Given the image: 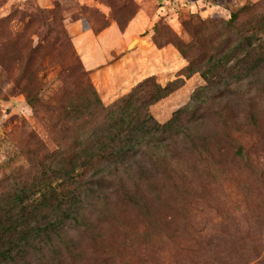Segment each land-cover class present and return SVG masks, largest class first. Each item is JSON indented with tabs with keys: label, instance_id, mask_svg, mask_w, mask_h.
Listing matches in <instances>:
<instances>
[{
	"label": "rangeland",
	"instance_id": "374dc122",
	"mask_svg": "<svg viewBox=\"0 0 264 264\" xmlns=\"http://www.w3.org/2000/svg\"><path fill=\"white\" fill-rule=\"evenodd\" d=\"M146 78L181 81L149 107L189 106L181 132L62 182L82 98ZM77 185L88 225L67 221L50 264H264V0H0V204Z\"/></svg>",
	"mask_w": 264,
	"mask_h": 264
},
{
	"label": "trees",
	"instance_id": "16d2710c",
	"mask_svg": "<svg viewBox=\"0 0 264 264\" xmlns=\"http://www.w3.org/2000/svg\"><path fill=\"white\" fill-rule=\"evenodd\" d=\"M234 17L232 14L230 20ZM180 85L181 81L175 80L162 87L146 78L106 107L91 90L92 95L82 98L76 118L72 120L85 126L86 130L77 137L69 166L57 169L62 182L76 183L80 173L90 169L92 172H117L128 168L137 152L143 148L145 151L152 149L149 144L155 135L173 134L176 137L181 132L179 118L189 106L174 111L165 123L157 122L149 107ZM27 101L32 102L29 96ZM66 110H73L72 104H67ZM80 189L78 185L67 191L46 187L33 200L29 189L20 188L0 204V264H31L32 256L50 264L46 253L51 251L56 255L67 221H73L80 229L88 225V216L82 208L83 199L89 197V192ZM90 194L100 201L98 196ZM124 194L131 198L129 193Z\"/></svg>",
	"mask_w": 264,
	"mask_h": 264
},
{
	"label": "crops",
	"instance_id": "0c3cea01",
	"mask_svg": "<svg viewBox=\"0 0 264 264\" xmlns=\"http://www.w3.org/2000/svg\"><path fill=\"white\" fill-rule=\"evenodd\" d=\"M104 71H106V72H102V70H100V71L97 73V77H96V78H97L98 80L104 79V76H103V75H104V74L107 75V74H109V72H110V71L107 70V69L104 70Z\"/></svg>",
	"mask_w": 264,
	"mask_h": 264
},
{
	"label": "water",
	"instance_id": "95a60500",
	"mask_svg": "<svg viewBox=\"0 0 264 264\" xmlns=\"http://www.w3.org/2000/svg\"><path fill=\"white\" fill-rule=\"evenodd\" d=\"M135 39H133L132 41H134ZM131 45V42L128 44V46L127 47H129Z\"/></svg>",
	"mask_w": 264,
	"mask_h": 264
}]
</instances>
